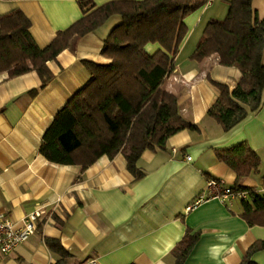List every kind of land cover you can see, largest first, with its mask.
Returning a JSON list of instances; mask_svg holds the SVG:
<instances>
[{"label": "crops", "instance_id": "1", "mask_svg": "<svg viewBox=\"0 0 264 264\" xmlns=\"http://www.w3.org/2000/svg\"><path fill=\"white\" fill-rule=\"evenodd\" d=\"M113 1L142 0H94L95 9ZM229 1L209 0L187 17L188 33L164 83L199 132L183 130L169 139L166 151H145L138 166L146 176L140 181L128 171L123 154L103 156L83 170L51 163L40 153L56 116L90 82L88 65L111 63L102 50L123 23L121 16L49 62L53 78L45 87L35 71L12 79L0 74V213L20 229L37 209L48 212L34 236L11 254H0V264H56L61 258L46 239L59 241L71 254L67 264H175L172 252L189 231L199 233L200 240L186 264H241L248 249L264 241V227H250L241 217L240 200L210 199L189 209L210 179L234 187L237 175L218 161L216 151L243 142L262 158L260 172L244 186L264 193V106L224 132L208 116L220 96L211 81L234 91L242 73L222 66L217 56L192 59L208 23L227 18ZM253 9L263 21L264 0H253ZM18 10L30 19V33L41 49L84 17L78 0H0V19ZM146 50L151 55L165 51L157 43ZM252 261L264 264V250Z\"/></svg>", "mask_w": 264, "mask_h": 264}, {"label": "trees", "instance_id": "2", "mask_svg": "<svg viewBox=\"0 0 264 264\" xmlns=\"http://www.w3.org/2000/svg\"><path fill=\"white\" fill-rule=\"evenodd\" d=\"M209 0L113 1L95 9L94 0H78L84 17L57 34L45 49L39 48L30 33L32 23L15 11L0 19V74L9 79L38 72L43 87L53 78L48 63L110 18L119 15L123 23L105 42L102 56L109 65L89 64L92 78L56 116L46 132L40 153L49 162L88 169L101 157L114 159L123 154L135 181L146 174L139 166L145 151H166L171 137L183 130L199 132L186 120L179 99L164 87L174 68L175 58L188 28L185 20L208 4ZM225 20H211L192 59L201 62L212 56L224 67H236L242 79L234 91L211 81L220 96L208 116L229 132L257 114L264 106V20L255 18L253 0H231ZM159 44L165 51L147 52L148 44ZM219 162L236 175L235 193H247L241 199V217L250 227H264V193L244 186L258 174L261 155L247 142L216 151ZM200 240V234L188 232L173 250L175 264H186ZM51 251L60 256L56 264H67L71 254L59 241L46 239ZM264 250V241L253 244L241 264H256L252 257Z\"/></svg>", "mask_w": 264, "mask_h": 264}, {"label": "built area", "instance_id": "3", "mask_svg": "<svg viewBox=\"0 0 264 264\" xmlns=\"http://www.w3.org/2000/svg\"><path fill=\"white\" fill-rule=\"evenodd\" d=\"M173 152L176 154L178 150L174 149ZM186 159L187 161L192 160L189 156ZM247 197V193H235L233 188L229 187L223 180L210 179L207 181L205 193L201 194L189 209L210 199H218L224 204H230ZM47 213L45 207L37 209L25 219L20 229H15L12 220L7 215L0 213V254L5 256L11 254L17 247L34 236Z\"/></svg>", "mask_w": 264, "mask_h": 264}, {"label": "rangeland", "instance_id": "4", "mask_svg": "<svg viewBox=\"0 0 264 264\" xmlns=\"http://www.w3.org/2000/svg\"><path fill=\"white\" fill-rule=\"evenodd\" d=\"M236 204H237V201H236Z\"/></svg>", "mask_w": 264, "mask_h": 264}]
</instances>
